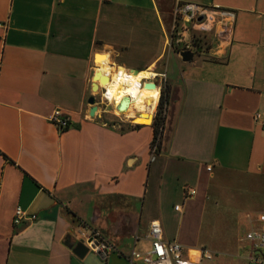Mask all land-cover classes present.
Instances as JSON below:
<instances>
[{"label":"crops","instance_id":"0c3cea01","mask_svg":"<svg viewBox=\"0 0 264 264\" xmlns=\"http://www.w3.org/2000/svg\"><path fill=\"white\" fill-rule=\"evenodd\" d=\"M178 2L235 11L225 38L208 34V58L185 62L167 43ZM100 53L169 89L153 160L151 124H109L97 94L89 114ZM55 108L70 115L64 130ZM263 165L264 0H0V264H128L150 248V221L176 241L222 183ZM17 208L36 218L14 223ZM79 230L113 249L78 257Z\"/></svg>","mask_w":264,"mask_h":264},{"label":"built area","instance_id":"2783aa9c","mask_svg":"<svg viewBox=\"0 0 264 264\" xmlns=\"http://www.w3.org/2000/svg\"><path fill=\"white\" fill-rule=\"evenodd\" d=\"M172 16L167 43L172 45L178 53L183 50L198 53V48L202 53H209L212 47V38H225L236 14L234 10L220 5L207 6L193 2H178L173 8ZM208 34H211L212 38H209ZM94 65L95 70H99L100 66L96 63V55ZM105 74L108 75V72H105ZM126 74L130 75V72L126 70ZM154 77L158 80L160 89L161 79L156 73L150 79ZM97 84L98 92L96 94L99 95L104 104L113 105L115 112L116 105L110 101L107 95V86H103L99 82ZM255 118L261 119V114L257 113ZM48 120L61 130L70 125V115L61 108L53 109L48 115ZM157 151V144L150 147L152 160ZM208 170H210V167H208ZM195 194L196 190L194 188L186 187V197H192ZM175 208L179 209L180 206L177 205ZM35 218V215L26 216L20 208H17L14 223L17 224L24 219L34 220ZM258 221L261 223L260 227L251 229L246 235V239L251 245L247 264H264V214L259 216ZM78 235L81 236L80 241L88 246L89 251L101 255L103 258H106L108 252L113 249L110 242L102 237L97 230L87 233L79 230ZM147 237L151 241L150 248L144 252L132 249L127 256L128 264H135L138 260H141L144 264H202L203 260L213 259V253L206 248L197 249L195 259L185 258L183 246L176 241L167 242L164 240L162 226L158 220L150 221Z\"/></svg>","mask_w":264,"mask_h":264},{"label":"rangeland","instance_id":"374dc122","mask_svg":"<svg viewBox=\"0 0 264 264\" xmlns=\"http://www.w3.org/2000/svg\"><path fill=\"white\" fill-rule=\"evenodd\" d=\"M168 25L169 23L167 27ZM199 57L208 58L209 55L196 53L195 59ZM153 80L157 84L156 78ZM161 84L163 88L166 87L162 79ZM103 109L107 111L109 124L125 119L128 121L127 117L118 116L109 104L105 103ZM156 111L157 106L153 118ZM221 186L218 194H211L201 217L182 224L180 237L176 242L183 246L185 258L195 259L197 249L200 248L211 251L213 259L203 260L202 264H247L251 245L246 235L251 229L260 227L258 219L264 214V165L260 177L231 180ZM76 239L80 241L81 236L77 235Z\"/></svg>","mask_w":264,"mask_h":264},{"label":"bare ground","instance_id":"6f19581e","mask_svg":"<svg viewBox=\"0 0 264 264\" xmlns=\"http://www.w3.org/2000/svg\"><path fill=\"white\" fill-rule=\"evenodd\" d=\"M96 63L100 68L96 71L94 82L107 86V95L116 105V113L130 118L134 123L151 124L152 113L159 99V89L153 80L156 77L150 79L155 73L148 68L127 75L126 69L120 66L115 71L108 58L101 53Z\"/></svg>","mask_w":264,"mask_h":264},{"label":"water","instance_id":"95a60500","mask_svg":"<svg viewBox=\"0 0 264 264\" xmlns=\"http://www.w3.org/2000/svg\"><path fill=\"white\" fill-rule=\"evenodd\" d=\"M197 51H200V48H198ZM195 52L191 51V50H183L179 52L180 57L182 58L183 61L187 62V61H191L194 57ZM139 70L137 69H131L129 72H134L137 73ZM156 86H158V80L156 79ZM92 91L94 92V95H91L88 98V103L91 105L90 108V116L94 117L97 113H95L98 109L97 104H96V96L95 94L98 92V84L93 82L92 85ZM68 246L72 249V251L80 258H83L88 252H89V248L88 246L82 242V241H78V242H71L68 244Z\"/></svg>","mask_w":264,"mask_h":264},{"label":"trees","instance_id":"16d2710c","mask_svg":"<svg viewBox=\"0 0 264 264\" xmlns=\"http://www.w3.org/2000/svg\"><path fill=\"white\" fill-rule=\"evenodd\" d=\"M169 99V89L166 86L162 87L160 91V98L157 105V111L152 120L151 126L153 129V138L150 144V147L157 144L158 151L161 143V137L164 129L165 117H166V107ZM157 151V153H158Z\"/></svg>","mask_w":264,"mask_h":264}]
</instances>
